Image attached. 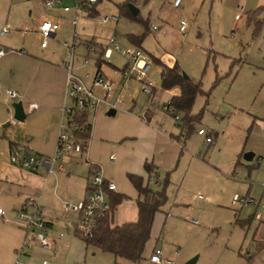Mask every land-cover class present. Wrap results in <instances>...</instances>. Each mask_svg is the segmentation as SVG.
Returning a JSON list of instances; mask_svg holds the SVG:
<instances>
[{"label": "rangeland", "instance_id": "1", "mask_svg": "<svg viewBox=\"0 0 264 264\" xmlns=\"http://www.w3.org/2000/svg\"><path fill=\"white\" fill-rule=\"evenodd\" d=\"M30 1H15L16 16L12 31L5 37L8 50L6 56L0 60V85H4L0 87V99L7 97L5 88L15 89L25 97L21 100L25 107L29 100V104L37 103V108L33 109L34 111L29 109L25 112V118L17 121L13 116V101L8 100L9 118L1 124V128L5 131L8 142L14 144L15 152L20 156L27 152L40 158H52L56 139L52 140L41 133L54 123L53 119H49L50 111L59 116L55 129V134L58 133L57 128L63 119L60 108L72 106V100L66 96L64 90L69 52L63 43H73L74 29L70 22L74 18L75 8L72 0H62L50 12L44 4L34 10L37 16L51 13L56 21L62 24L56 36L48 39L47 48L41 53L38 48L41 42L38 33L28 31L24 39L16 32L17 27L24 28L26 25L21 18L28 17ZM125 1L127 0H98L93 7L98 13H94L92 17L86 8L80 7L75 29L78 36L76 43L90 39L102 43L112 37L121 48L139 47L150 54L152 65L143 80L150 81L156 87L154 104H150L137 79L128 81H136L139 85L138 90L131 93L136 102L135 108L139 110L145 105L151 106L155 118L161 121L164 117L166 126L179 128L178 124H184L182 119L175 121L172 114L162 109V106L178 93V88L161 89L153 58H160L167 65L176 62L182 73L194 81L201 82L203 91L197 94L191 108V129H194V132L187 143V148L190 147L195 155L200 152V158L204 161L202 170L199 174H190L184 183L179 185L180 171V177L166 190L169 200L166 207L164 206V213L156 215L152 244L156 241V246L162 247L165 254L173 259L174 264H186L196 256L198 258L195 264H264V189L257 185L260 182L254 177L248 178L244 167L247 162L241 159L240 165L232 166L227 156L235 146V141L239 140L237 127L244 124L245 112L264 106V72L255 68H264L263 33L252 38L245 24H241L244 18L236 25L240 16L232 0H181L178 8L172 5V0H128V8L135 14L136 19L120 10L119 3ZM64 5L69 6L71 10L63 13L61 7ZM104 14H117L120 19L118 22L99 24L96 20ZM262 15L264 13L254 14L253 17L261 18ZM181 18L187 20L184 33L178 30ZM152 26H156V29ZM130 34H144L141 43H132L128 38ZM77 44L72 71L88 84L96 70L100 49L89 51L86 45ZM22 47L26 49V54L11 51ZM88 51L90 58L87 65L77 68L88 55ZM126 61L127 58L112 50L109 57H103L100 69L104 72L116 70L122 68ZM44 77L51 80L46 88L40 84ZM44 95L49 98H44ZM56 107L59 108L57 112ZM92 114H89L90 120ZM119 114L120 110L115 116L105 115L96 120V123L99 126L115 125ZM199 127L211 132L209 134L212 143H205L203 135L197 134ZM29 132L34 141L30 148H26V135H29ZM84 158L85 156L65 157L63 165L66 172L69 170L68 164L73 165L72 173L83 166ZM66 172L57 171L55 164L45 184L37 180L33 182L35 186L26 192L10 188L5 178L0 177V196L10 190L20 191L23 196L28 195V198L42 196V189L46 192L55 177L56 193L59 195L62 192L59 184ZM28 174L29 171L26 170L18 174L21 182L27 180ZM31 179L34 180L33 177ZM246 181L254 183L249 194ZM236 194L248 197L249 199H246L250 200V203L243 208L233 207L231 201ZM9 207L10 204L0 199V209L6 215ZM256 214L261 216V220L255 219ZM191 221L196 224L192 225ZM67 227L55 226V229L62 234L61 240L72 237L75 241L67 246L60 245L56 248V254H53V251L42 254L35 245L38 252H34V247L30 250L31 257L39 260L35 264H41L43 259L47 260L48 264H128L110 253L86 246L84 240L75 236L70 226ZM22 241L23 239L20 246ZM15 261V253L0 251V264H14ZM138 264L151 263L143 260Z\"/></svg>", "mask_w": 264, "mask_h": 264}, {"label": "crops", "instance_id": "2", "mask_svg": "<svg viewBox=\"0 0 264 264\" xmlns=\"http://www.w3.org/2000/svg\"><path fill=\"white\" fill-rule=\"evenodd\" d=\"M15 1L16 0H0V47H3L6 50L5 54L0 57V60L6 56L8 50V47H6L7 44L5 41V37L12 31L11 29L12 23L14 22L16 16L15 13L16 10L14 9L15 8L14 5L16 3ZM72 1L73 4H75V1H81V0H72ZM232 1L235 3L236 12L239 13L240 16L238 22L236 20V25L239 23L240 20H242V18H244L241 24H245V27L248 29V32L250 33L251 37L254 38L252 36V29L247 25L246 22L247 13H252L254 11H257V9L264 7V0H232ZM120 3H124V2H120ZM43 4H44L43 0H31L30 2H28V17L21 18V21H25L24 23L26 25L24 26V28H20V27L16 28V32H18V34H21L24 39L28 35L27 33L28 31L37 33L36 28L41 23V21L47 19L56 21L55 16L52 15L51 13H42L39 16H37L34 13V10L36 8H39ZM55 6L56 5H54L53 7L45 6V8L50 12L54 9ZM61 9L63 13H67L71 10V8L69 7V9L65 11L63 10V6L61 7ZM94 12L98 13L96 9H94ZM262 13H264V10L263 12H261V14ZM76 14L79 16L78 12H75L74 16ZM93 15L89 14V16L91 17ZM262 17L264 18V15H262L261 18ZM61 26L62 24L60 23V29ZM76 27H73L74 31ZM3 28L7 29L6 33H2ZM58 31H56V34ZM263 31H264V24L262 25L259 31L260 34L263 33V37H264ZM56 34L53 35V37H55ZM76 39L78 40V36ZM76 41H75V48L77 44ZM90 41H94V40L93 39L79 40L77 45L84 44L88 49V43H90ZM95 43L97 44V49H100L98 60L100 62L101 61L103 62V57H104L103 50L107 46L106 45L107 40L102 43L101 42L97 43L95 41ZM38 48L41 50L40 52L43 53L44 48H47V46L44 48L39 46ZM20 49H24L25 53H20L19 52ZM20 49H13L11 51H15L20 54H26V49L24 47ZM66 51L69 52L68 49H66ZM89 54L90 53L88 51V55L85 56L88 57V59L90 58ZM74 55H75V49L72 57V63L74 60ZM148 55L151 59V55L150 54ZM40 59L46 62V60H44L43 58ZM68 61L69 60H67V62ZM127 61L122 68L107 72L101 71L100 69L101 65L99 68L96 66V70L93 74L92 81L87 84L83 80L86 83V85H88L95 91V93L102 95V90L96 86H93V80L97 74L107 77L108 79L113 81V90L112 93L108 96V100L114 101V99L119 95L122 98V103L117 105L116 107H112L115 111L113 115H108L107 112L109 111V109H111V107H108L105 104L101 105L98 111L92 114L91 120L89 118V114L87 115V120L91 125V132H90V138L87 143L86 151L84 152V154L69 155V158L73 156H80L82 158V156H85V158L83 159L85 161L84 165L78 167V169L75 168L76 170L72 173L73 165L68 164L67 167L69 170L68 172H66L67 174L64 177H62V182L61 184H59L62 187V192H60L59 195L56 193L57 179L55 177L51 182L50 188L46 192L43 190L44 188L42 189L43 195L40 196L39 198V204L42 208V216L47 223L46 234L52 242L51 249L45 252L41 250L37 244L34 243L31 246L30 250H32L34 247L35 250L34 252H38L37 251L38 249L35 247V245H37L39 251H41L42 254L49 253L52 251L53 254H56V248H58L60 245L67 246L75 241V239L72 237H66L63 240H61L62 234L58 233L59 231L55 229V226L57 227L70 226L71 229L73 230L74 235L78 236L76 231V226L80 218L75 213H64L62 210V204L63 202L78 203L85 200L87 194L91 190L89 183H90L91 175L95 170H100L104 179L113 181L115 184L114 191H110L106 187L104 188L105 196L108 202L110 201L109 200L110 193L124 197L123 200L114 209L113 226H122L123 224L134 223L138 219L137 201L142 198L139 196L138 192L135 190L132 184H130V182L128 181L127 179L128 174L141 177L143 179V185L153 190L156 189L155 186L157 187L164 180V178L168 176L170 182L167 187L168 190L169 186L173 184V182H176L175 179L180 177L179 174L180 171H181V178L178 183L179 185L184 183V181L190 174H199L201 172L204 161L202 158H200L201 157L199 155L200 152L197 155H195L190 147L187 148V143H189L188 140L190 139L191 134L194 132V129L187 131L183 127L184 124L182 125V123L178 124L179 128H176L174 126H166L165 118L162 117L161 121L155 118L156 116H154L155 115L154 109L151 108V106L149 105H145L139 110L135 108L136 102L132 98L133 95L131 93L136 92L138 90L139 85L136 81H128L123 79V77L120 74L121 70L127 65ZM63 63H65V61H63ZM155 65H156V71L160 74L161 67L157 64ZM80 66H85V65L81 64L77 68H80ZM255 68L259 70H263L264 72V68H258L256 66ZM43 80L44 81H41L42 83L40 84L43 86V88H46L47 83L50 82L51 80L45 77ZM139 82L141 84V89L143 88L144 84L150 85L152 87V93H153L152 98L156 96V87L152 85L150 81L147 82L145 80H142ZM2 86L4 85H0L1 88ZM98 89L100 90L97 92ZM18 92L20 91L18 90ZM5 93L7 97L0 99V177L5 178L4 180L10 186V188L12 189L18 188L21 189L20 190L21 192L24 191L26 192V190L33 188V186H35L33 182L37 180H40L45 184L48 180V177L52 174V172L48 174L47 167L40 166L41 168H38L35 172H29V174L26 175L27 180L21 182L18 174H22L23 169H20L19 167L11 164L8 157V155H10V152L14 151L16 148L12 142H8L7 140L8 137L5 131L1 128V124L6 119L9 118V108L7 104H8V100H10L11 98L9 97L6 88H5ZM177 94H179V88ZM44 98H49V96L44 95ZM27 102L29 104L30 101L28 100ZM28 104L26 105V107L23 105L24 112H27L29 110ZM261 107L262 108H257V107L252 108L251 110L245 112L246 117L244 119L245 121L244 124L242 126L237 127L238 130L237 134L239 140L235 141V146L232 147V149L228 152L227 156L229 163L232 166L233 165L238 166L241 164L240 163L241 159H243V155L245 153L247 152L253 153V158L251 161L247 162L243 159L245 162H247V165L244 164V167L246 168L247 171L246 174L248 178L254 177L256 180H258V182L260 183H258L257 185L260 188L264 189L263 186L264 184V106L261 105ZM55 110L57 112L59 108L56 107ZM118 110H120V114H119V118L117 119L118 121L115 125L99 126L96 123V120L103 118V116L105 115L115 116ZM49 115H50L49 119H53L54 123L51 127L47 126L46 129L42 131L41 135H47V137L51 138L52 140L56 139L57 141L56 134L58 135V133L55 134V129L59 116L58 114L54 115L53 111H50ZM179 116H180L179 120H181V114ZM62 120L63 119H61L59 126L57 128L58 132ZM200 128L202 127H199L198 129ZM196 132L198 135H201L198 133V130ZM206 133L211 138L210 135L211 132L207 130ZM26 137H27L26 138L27 144L25 145V147L30 148V145L34 141V137L30 132L29 135H26ZM212 142L213 140L211 138L210 143ZM5 143H7L8 146ZM55 151H56V145H55ZM111 156H113V160H110ZM145 164L150 165L151 170L153 171L151 174H148L145 171L144 168ZM216 170L219 171L218 169ZM32 177L34 178V180L31 179ZM155 182L157 183L155 184ZM247 182L248 181H246V184L249 187L247 194H249L251 191V187L254 183L252 182L247 183ZM173 186L176 187V185ZM20 191L10 190L7 194L0 196V199L10 204V207L7 212L8 215L5 214L4 220L1 219L2 222L0 223V251L2 253H8L11 251L13 253H16L18 247L20 248L21 240L25 237V230L18 220L17 212L21 208L23 202L28 198V195L23 196ZM242 198L249 199L248 197H242ZM168 200L169 198L167 196L166 203L168 202ZM166 203L164 204L165 207H166ZM164 206L161 208L160 213H164ZM191 224L194 225L192 221ZM153 227L154 226L152 225L150 239L146 243L144 249V253H143L144 260H148V257L152 252V250L157 247L156 241L152 244ZM159 248L162 249V247ZM21 259L23 260L22 262L28 264H32V263L35 264L38 263L39 261L36 258L31 257L30 251L28 256L21 257L20 261Z\"/></svg>", "mask_w": 264, "mask_h": 264}, {"label": "built area", "instance_id": "3", "mask_svg": "<svg viewBox=\"0 0 264 264\" xmlns=\"http://www.w3.org/2000/svg\"><path fill=\"white\" fill-rule=\"evenodd\" d=\"M98 0H82L75 1L74 8L75 12H78L80 7L87 9L90 14L94 5ZM181 0H173L172 4L174 7H179ZM46 7H53L54 5L60 4L61 0H43ZM69 7L63 6V10H68ZM78 15L76 14L71 20V25L76 27L78 21ZM119 15L117 14H104L99 16L96 20L99 24H108L111 22H118ZM156 29V26H152ZM60 29V22L55 20H43L37 26L36 32L41 39L40 47L44 48L47 46L48 39L56 34V31ZM179 32L184 33L187 29V20L181 18L179 20ZM7 29L3 28L2 33H6ZM77 33H73V43L70 45L67 42L63 43V46L69 50V61L66 63L67 75H66V88L65 94L72 100V106L69 108L61 107L60 111L63 115L64 122L62 120L57 135L56 151L52 158H40L30 153H25L20 156L17 151H12L10 155V163L19 167L20 169L35 172L40 166H46L47 172L50 174L53 172V166L57 164V171L66 172L63 165L64 158L71 154H84L86 146L76 133L81 129V125L74 122L72 115L75 111L79 113L85 112L87 115L98 111L99 107L103 104L108 107H116L122 103V98L118 95L114 101H109L108 96L113 90V81L103 75H96L93 80V86H96L102 90V95L95 93V91L86 85L81 77L75 74L73 70L72 57L75 49V41ZM106 47L103 50L105 58L109 57L112 50L118 51L122 56L128 59L127 65L121 70L120 74L125 80L137 79L142 81L149 72L152 61L149 55L141 48H121L116 43L114 38H109L106 43ZM111 45V46H108ZM89 51H95L97 44L95 41L88 43ZM6 50L0 47V57L5 54ZM20 53H25L24 49H20ZM88 57H85L82 61V65L88 63ZM142 90L148 97L150 104L153 103L152 87L148 84H144ZM9 97L13 101L22 100L23 95L13 89H7ZM37 108V103L32 102L29 104V109L33 110ZM162 109L166 113H170L174 116L175 121H179L180 116L176 113L169 101L162 106ZM65 116V117H64ZM198 133L204 135L206 143L211 142V138L207 135L205 129H198ZM113 160V156L110 157ZM157 182H155L156 184ZM91 190L87 194L84 201L78 203L63 202L62 210L64 213H75L79 216V221L76 226L77 235L79 238L86 240L93 237L97 224L98 218L107 214L110 210V204L106 199L104 188L106 187L110 191L115 190V184L113 181L106 180L100 170L93 171L89 183ZM264 186V184H263ZM264 195V194H263ZM39 197L27 198L21 208L17 212V217L21 225L25 230V237L23 238L20 248L16 251V262L15 264H28L20 261L21 257L28 256L31 246L35 243L41 250L47 252L51 249L52 242L48 238L47 223L42 216V208L39 204ZM250 200L235 195L232 198L231 205L237 208H243L247 205ZM264 210V205L262 206ZM0 217L2 220L5 218V213L0 209ZM256 220H261L259 214L255 215ZM193 224L196 222L192 221ZM176 254V253H175ZM148 261L151 264H174L171 257L167 256L165 252L156 247L152 250L149 255ZM41 264H48L47 260H42Z\"/></svg>", "mask_w": 264, "mask_h": 264}, {"label": "trees", "instance_id": "4", "mask_svg": "<svg viewBox=\"0 0 264 264\" xmlns=\"http://www.w3.org/2000/svg\"><path fill=\"white\" fill-rule=\"evenodd\" d=\"M128 0L119 4L120 10L129 17L136 19L137 17L129 10ZM264 7L257 9L252 13H247L246 22L252 29V36L256 37L264 24V18H254V14L263 12ZM94 8L91 11L93 15ZM144 35V34H143ZM143 35H129L132 43L139 45ZM154 62L161 67L160 70V87L164 90L179 88V94L173 95L169 103L172 105L176 113L183 115L181 117L184 122V128L187 131L191 130V122L193 116L191 108L197 94L203 92L201 82L194 81L189 76H184L181 68L175 62L172 65H167L160 59L153 58ZM100 61L96 62L99 68ZM75 123L81 125V129L76 133L81 141L86 144L90 138L91 125L87 120L85 112L79 113L75 111L72 115ZM86 148V147H85ZM145 171L151 174L153 171L149 164H145ZM127 179L138 192L142 199L137 201L138 219L134 223L123 224L122 226H113V213L115 207L123 200V196L113 193L109 194L110 210L107 214L98 218L96 231L92 238L84 240L86 246H91L105 253H110L117 259L124 260L130 264H138L143 261V253L146 243L150 239L151 228L155 215L161 212V208L167 201L166 190L169 185V177L157 186L156 189H151L143 185V179L139 176L128 174ZM151 254V253H150ZM149 258V257H148Z\"/></svg>", "mask_w": 264, "mask_h": 264}, {"label": "water", "instance_id": "5", "mask_svg": "<svg viewBox=\"0 0 264 264\" xmlns=\"http://www.w3.org/2000/svg\"><path fill=\"white\" fill-rule=\"evenodd\" d=\"M134 14V13H133ZM135 15V14H134ZM184 76H187L183 73ZM13 108H14V119L17 121H22L25 118V112H24V108H23V104L22 101L18 100V101H14L13 102ZM108 115H113L115 113L114 109L111 108L109 109V111L107 112ZM253 158V153L247 152L243 155V159L247 162L251 161ZM197 256L190 259L186 264H195L197 261Z\"/></svg>", "mask_w": 264, "mask_h": 264}]
</instances>
